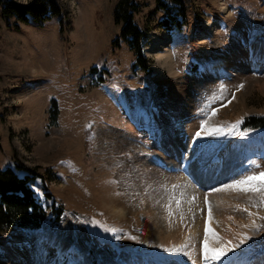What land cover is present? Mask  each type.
<instances>
[{
	"label": "rangeland",
	"instance_id": "obj_1",
	"mask_svg": "<svg viewBox=\"0 0 264 264\" xmlns=\"http://www.w3.org/2000/svg\"><path fill=\"white\" fill-rule=\"evenodd\" d=\"M56 1L61 11L42 22L0 20V168L35 169L36 196L48 191L65 209L39 229L43 264H213L203 259L209 227L210 248L252 237L231 264L262 258L264 229L245 227L264 226L262 194L224 186L264 172V124L245 120L264 119V0H186V23L171 32L155 0H138L142 67L113 43L119 0ZM158 38L171 50L165 64ZM212 156L223 169L208 178L182 168L202 171ZM36 240L0 231V264H34Z\"/></svg>",
	"mask_w": 264,
	"mask_h": 264
},
{
	"label": "trees",
	"instance_id": "obj_2",
	"mask_svg": "<svg viewBox=\"0 0 264 264\" xmlns=\"http://www.w3.org/2000/svg\"><path fill=\"white\" fill-rule=\"evenodd\" d=\"M156 8L161 9L165 15L158 20V25L171 32L178 30L186 23V0H155ZM142 2L138 0H119L113 15L115 22L120 24L118 35L113 43L125 41L136 52L134 65L142 67L145 57L142 55V40L146 38V30L133 20V13L140 10ZM56 0H29L21 3L15 0H0V20L7 25L10 18L18 22H42L49 19L52 14L60 12ZM249 126H261L264 119L250 116L246 118ZM14 166L0 168V231L8 232L15 227L37 228L47 219L58 220L64 208L56 203L48 191H43V198L34 196V189L30 184L40 175L35 169L26 167L17 162ZM46 196V197H45ZM48 198L46 203L42 199Z\"/></svg>",
	"mask_w": 264,
	"mask_h": 264
},
{
	"label": "snow or ice",
	"instance_id": "obj_3",
	"mask_svg": "<svg viewBox=\"0 0 264 264\" xmlns=\"http://www.w3.org/2000/svg\"><path fill=\"white\" fill-rule=\"evenodd\" d=\"M240 87H243L241 85ZM215 115V113H213ZM207 125V121H204L202 124V130ZM233 128L236 127V125L232 126ZM196 137H201V132H197ZM257 168L260 167V165L256 166ZM175 187V186H174ZM224 188H233L238 191L243 192H257L262 194V198H264V172H259V174H253V175H244L242 179H235L232 183L226 184ZM223 189H214V191H221ZM195 199V198H193ZM177 205L179 206V201H177ZM244 211H247V209H244ZM169 212L171 214V208L169 207ZM249 215H254L253 213H249ZM208 219L211 221L212 219V207L209 205L208 209ZM245 227H252L256 229L257 233L264 229V226L257 225L255 221L252 222L251 225H245ZM211 234L212 236L216 237L217 234L212 231V229L206 228V235L204 240V246H203V259L205 261H212L213 264H231L232 256L230 254L234 253L235 249H239L242 244L245 243L247 240H251L252 237L248 236L247 234H241L240 239L237 243H233L231 240L224 242L221 240L219 247H213L210 248L208 244V234ZM116 239H120L121 237L116 236ZM217 239H220L217 237ZM187 247V245L182 246ZM182 248H170L167 251L170 252H179L182 250Z\"/></svg>",
	"mask_w": 264,
	"mask_h": 264
},
{
	"label": "bare ground",
	"instance_id": "obj_4",
	"mask_svg": "<svg viewBox=\"0 0 264 264\" xmlns=\"http://www.w3.org/2000/svg\"><path fill=\"white\" fill-rule=\"evenodd\" d=\"M168 37V36H167ZM163 41H165V40H160L159 38H158V40H155L154 41V43H153V45H156V46H160L161 47V49H164V55H162L161 57H159V59H158V62L159 63H161V62H164V64H165V61L168 59V54L170 55L171 53V50L169 49V48H167V47H165V45H163L164 43H163ZM244 49V50H243ZM256 49V46H255V44H247V45H244V47L243 48H241V50H243V51H245V50H247V51H251V52H254V50ZM239 52V51H238ZM163 53V52H162ZM235 54H237V51H236V53ZM239 54V53H238ZM232 55H234V52H233V54ZM231 55V56H232ZM255 56H257L256 54L253 56V57H255ZM128 92L130 93V91L128 90ZM127 113V112H126ZM128 116V115H127ZM134 116H132V118H133ZM126 118V117H125ZM126 120V123H128L130 120H131V118L129 119V118H127V119H125ZM132 120H134V119H132ZM153 129H154V127H152ZM173 137V135L171 136V134H170V136H169V138H172ZM176 138H177V136H176ZM171 141V140H170ZM183 142V141H182ZM167 143H169V142H165V143H163V141L161 140L160 141V144L162 145V148L164 149V148H166V149H168L167 147H169V146H167ZM172 148H170V150H174V151H177L178 152V150L181 148V141L180 142H178V144H177V140H175V141H173L172 140ZM170 145V146H171ZM173 151V152H174ZM170 152V151H169ZM180 154V153H179ZM182 168H186V169H188L189 171H190V173L191 174H193V176H196L197 174L200 176V177H207V176H209V174H208V171L209 170H212V171H214V172H212V173H215V172H217L218 170L220 171V170H222L223 169V166H222V162H221V160L219 159V158H217V157H215V156H212L211 158H209L208 160H206V162H205V166H204V168H203V170L202 171H199V169H196L194 166H193V164L191 163V162H182ZM202 165V164H201ZM200 167V166H199ZM192 176V177H193ZM208 178V177H207ZM159 219V218H158ZM30 231V234L32 235V237H36L37 238V243L38 244H35V247H34V249H33V251H34V254H32V256L34 257V264H38V263H40V264H43L44 263V253H43V249H44V246L43 245H41V241H40V239H41V236H42V234L44 235V232H42V230H29ZM49 231V230H48ZM44 236H48V235H44ZM47 238H49V237H47ZM52 243V242H51ZM6 245V244H5ZM5 245H1V246H5ZM51 246H55V247H57L58 248V251H59V254L58 255H62L64 252H63V248H61L60 247V244H56V243H52V244H50ZM39 248H40V251H41V254H42V256L40 257V260L38 259V257H39V255L37 254V250H39ZM4 250H6V249H4ZM12 252V251H11ZM40 253V252H39ZM12 254V253H11ZM85 262L83 263V264H91L90 263V261L87 259V258H85V260H84ZM257 262V264H263L264 263V255H262V258H259L258 260L256 259V261L254 262V264ZM13 263V262H12ZM237 264V263H236Z\"/></svg>",
	"mask_w": 264,
	"mask_h": 264
}]
</instances>
